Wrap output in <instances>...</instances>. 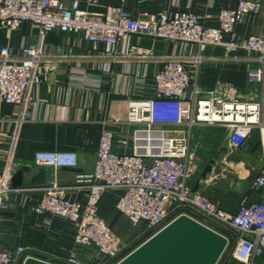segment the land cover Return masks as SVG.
<instances>
[{"label":"built area","instance_id":"1","mask_svg":"<svg viewBox=\"0 0 264 264\" xmlns=\"http://www.w3.org/2000/svg\"><path fill=\"white\" fill-rule=\"evenodd\" d=\"M123 2L108 6L104 13H90L80 8L79 0H0V28L10 33L29 23L40 38L36 46L23 47L17 55L11 54L7 45L0 48V102L19 109L15 117L7 119L14 133L24 120L32 89L52 69L41 51L40 41L47 31L82 33L88 42L104 43L110 49L131 35L195 46V52L188 56L164 59L153 76L150 97L128 99L124 122L135 126L130 140L132 153H117L114 133L103 128L92 171L76 172L67 185L54 179L46 186L24 189L11 184L16 168L11 152L0 171V213L9 210L14 195L38 190L40 197L32 210L72 222L74 244L95 247L104 258L100 264L118 263L185 215L227 240L224 264H264V166L250 186V192L260 193L262 198L248 201L245 197L236 213L225 211L219 201L203 192L202 182L195 192L187 183L194 127L223 126L226 133H231L227 136L228 154L240 149L254 130H264V34L240 36L236 32L246 15L259 13L261 4L239 0L235 8L220 9L217 27H207L191 11H162L134 18ZM207 46L220 47L226 55L239 51L250 55L247 80L251 88L259 87V93L255 89L250 92L255 100H241L228 85L211 91L197 89L196 78ZM33 165L54 172L75 169L78 157L72 151H38ZM70 191L81 193L83 202L72 200ZM110 191L119 192L116 209L139 229L130 244L123 243L97 214L99 201ZM173 203L176 205L170 209ZM29 257L48 262L31 247L5 249L0 245V264H23ZM62 264L80 262L71 250Z\"/></svg>","mask_w":264,"mask_h":264},{"label":"crops","instance_id":"2","mask_svg":"<svg viewBox=\"0 0 264 264\" xmlns=\"http://www.w3.org/2000/svg\"><path fill=\"white\" fill-rule=\"evenodd\" d=\"M79 1L80 8L90 13H104L108 6L122 4V0ZM238 1L124 0L123 3L134 18H145L162 11H191L201 17L205 26L217 27L220 9L235 8ZM255 1L261 4V9L255 16L246 15L236 26L240 36L264 34V0ZM39 40L38 30L29 23L10 33L0 28V48L7 45L13 55L19 54L23 47L36 46ZM40 43L43 57L52 69L45 80L32 89L31 100L23 112L24 120L16 133L7 119L17 115L18 107L0 102V171L12 152L15 173L21 172L20 187L24 189L46 186L54 179L67 185L72 182L76 172L92 171L103 128L114 133L117 153H132L130 140L135 126L124 122L128 99L152 95L153 76L164 59L185 57L195 52L192 45L184 46L138 35L126 37L110 49L104 43L88 42L82 33L57 30L47 31ZM203 55L205 61L196 78L197 89L211 91L228 85L241 100L256 99L254 93L250 92L255 89L259 93V87L251 88L247 80L250 55L240 51L226 55L217 46H207ZM190 93L191 88L187 95ZM225 133L221 125L200 124L192 129L187 179L191 188ZM122 141L127 142L124 144ZM38 151L75 152L78 166L75 169L61 168L56 172L36 167L33 157ZM240 152L248 153L263 163L264 130H254L236 152L222 154L207 181L201 184L203 192L219 201L229 213H236L240 203L214 188L230 190L250 171L261 170L246 165L239 156ZM227 176L231 178L227 180ZM68 196L83 202L81 193L70 191ZM118 196V191L107 192L98 203L97 214L123 243L130 244L136 239L139 229L133 227L116 209ZM39 197L38 190L14 195L9 210L0 213V245L5 249L31 247L41 253L44 260L55 264L64 263L66 255L73 250L80 264H100L104 258L95 247L74 244L75 227L72 222L32 210ZM246 197L248 201H254L262 198V195L249 190Z\"/></svg>","mask_w":264,"mask_h":264},{"label":"water","instance_id":"3","mask_svg":"<svg viewBox=\"0 0 264 264\" xmlns=\"http://www.w3.org/2000/svg\"><path fill=\"white\" fill-rule=\"evenodd\" d=\"M230 135V132L226 133L219 147L205 164L199 179L192 188L193 192L199 189L201 182L208 179V175L212 173L213 167L220 160L221 155L228 153L227 136ZM239 156L250 168L262 169L263 163L258 162L250 154L240 152ZM255 174L256 172L253 170L250 171L247 177L239 180L237 185L230 190L217 187L214 190L241 203L249 193ZM21 181V172H17L11 177L13 187H20ZM175 205L173 203L170 209ZM226 245L227 240L223 236L193 219L181 215L133 249L116 264H217ZM23 264L51 263L29 257Z\"/></svg>","mask_w":264,"mask_h":264},{"label":"rangeland","instance_id":"4","mask_svg":"<svg viewBox=\"0 0 264 264\" xmlns=\"http://www.w3.org/2000/svg\"><path fill=\"white\" fill-rule=\"evenodd\" d=\"M230 170V169H229ZM231 178V176H227V180H229ZM225 179V180H226ZM227 253H228V250L227 251H225V253L221 256V258L219 259V261H218V263L217 264H222L223 263V261L226 259V255H227ZM231 264H235L234 263V261H231Z\"/></svg>","mask_w":264,"mask_h":264}]
</instances>
